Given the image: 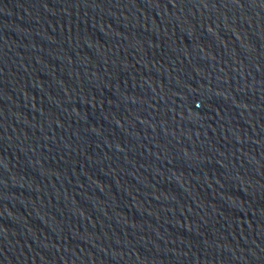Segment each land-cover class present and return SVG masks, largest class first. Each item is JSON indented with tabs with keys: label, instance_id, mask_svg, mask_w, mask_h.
<instances>
[{
	"label": "water",
	"instance_id": "water-1",
	"mask_svg": "<svg viewBox=\"0 0 264 264\" xmlns=\"http://www.w3.org/2000/svg\"><path fill=\"white\" fill-rule=\"evenodd\" d=\"M0 264H264V0H0Z\"/></svg>",
	"mask_w": 264,
	"mask_h": 264
}]
</instances>
